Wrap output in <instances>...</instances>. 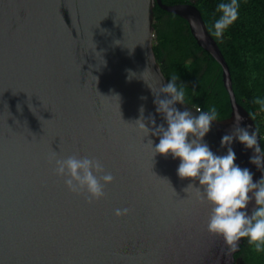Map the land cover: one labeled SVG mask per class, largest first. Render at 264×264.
<instances>
[{"label":"water","instance_id":"1","mask_svg":"<svg viewBox=\"0 0 264 264\" xmlns=\"http://www.w3.org/2000/svg\"><path fill=\"white\" fill-rule=\"evenodd\" d=\"M156 5L221 65L230 118L175 93ZM263 180L256 123L195 4L0 0V264H236Z\"/></svg>","mask_w":264,"mask_h":264},{"label":"trees","instance_id":"2","mask_svg":"<svg viewBox=\"0 0 264 264\" xmlns=\"http://www.w3.org/2000/svg\"><path fill=\"white\" fill-rule=\"evenodd\" d=\"M195 4L230 68L237 102L254 119L264 153V0H162ZM154 53L184 103L212 119L231 117L221 65L193 37L183 18L155 6ZM261 191L264 192V180ZM238 264H264V201L245 233ZM237 264V263H236Z\"/></svg>","mask_w":264,"mask_h":264},{"label":"built area","instance_id":"3","mask_svg":"<svg viewBox=\"0 0 264 264\" xmlns=\"http://www.w3.org/2000/svg\"><path fill=\"white\" fill-rule=\"evenodd\" d=\"M199 112H201V110L200 109H197Z\"/></svg>","mask_w":264,"mask_h":264},{"label":"flooded vegetation","instance_id":"4","mask_svg":"<svg viewBox=\"0 0 264 264\" xmlns=\"http://www.w3.org/2000/svg\"><path fill=\"white\" fill-rule=\"evenodd\" d=\"M236 263L238 264V260H236Z\"/></svg>","mask_w":264,"mask_h":264}]
</instances>
